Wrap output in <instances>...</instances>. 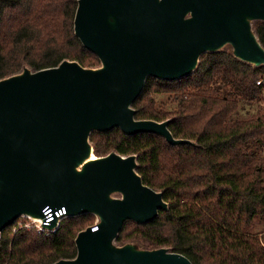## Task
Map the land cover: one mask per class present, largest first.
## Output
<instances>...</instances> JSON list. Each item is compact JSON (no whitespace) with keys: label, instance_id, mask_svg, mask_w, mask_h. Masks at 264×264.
<instances>
[{"label":"water","instance_id":"95a60500","mask_svg":"<svg viewBox=\"0 0 264 264\" xmlns=\"http://www.w3.org/2000/svg\"><path fill=\"white\" fill-rule=\"evenodd\" d=\"M257 21L264 0H78L75 35L100 65L65 59L0 79V238L20 217L41 221L44 209L64 207L44 227L92 214L98 229L80 231L76 256L52 264H193L169 247L117 242L126 223L151 222L169 205L144 183L136 154L98 156L90 136L119 128L195 144L175 138L171 120L137 119L134 103L149 77L180 80L206 53L264 66Z\"/></svg>","mask_w":264,"mask_h":264},{"label":"trees","instance_id":"16d2710c","mask_svg":"<svg viewBox=\"0 0 264 264\" xmlns=\"http://www.w3.org/2000/svg\"><path fill=\"white\" fill-rule=\"evenodd\" d=\"M77 6L78 0H0V79L65 59L98 67L75 35ZM254 27L264 46V22ZM133 107L139 120H171L173 136L195 144L119 128L91 134L98 156L136 154L144 183L169 205L151 222L126 223L117 242L169 247L193 264H264V66L227 50L206 53L180 80L149 77ZM95 221L92 214L67 217L50 234L15 232V223L2 231L0 264L72 259L77 234Z\"/></svg>","mask_w":264,"mask_h":264},{"label":"built area","instance_id":"2783aa9c","mask_svg":"<svg viewBox=\"0 0 264 264\" xmlns=\"http://www.w3.org/2000/svg\"><path fill=\"white\" fill-rule=\"evenodd\" d=\"M44 217L43 219L40 220H35V219H30L28 217H20L18 218V221L15 222V227H14V231L16 232L19 229H27V230H35L38 233H46V234H50V233H55L58 228L59 225L56 224V226L52 229L48 228V227H44L45 225H48L51 222L54 221H58L61 217H63L66 213V210L64 207H62L59 210H54L50 207L44 209ZM92 230H97L98 229V224L95 221V223L91 226Z\"/></svg>","mask_w":264,"mask_h":264},{"label":"rangeland","instance_id":"374dc122","mask_svg":"<svg viewBox=\"0 0 264 264\" xmlns=\"http://www.w3.org/2000/svg\"><path fill=\"white\" fill-rule=\"evenodd\" d=\"M99 62H100V60H99ZM100 65V64H99Z\"/></svg>","mask_w":264,"mask_h":264},{"label":"bare ground","instance_id":"6f19581e","mask_svg":"<svg viewBox=\"0 0 264 264\" xmlns=\"http://www.w3.org/2000/svg\"><path fill=\"white\" fill-rule=\"evenodd\" d=\"M93 158H95V157H93Z\"/></svg>","mask_w":264,"mask_h":264}]
</instances>
